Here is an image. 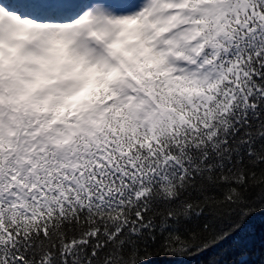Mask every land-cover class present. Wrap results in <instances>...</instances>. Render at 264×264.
Instances as JSON below:
<instances>
[{
  "label": "snow or ice",
  "instance_id": "1",
  "mask_svg": "<svg viewBox=\"0 0 264 264\" xmlns=\"http://www.w3.org/2000/svg\"><path fill=\"white\" fill-rule=\"evenodd\" d=\"M0 264H264V0H0Z\"/></svg>",
  "mask_w": 264,
  "mask_h": 264
}]
</instances>
